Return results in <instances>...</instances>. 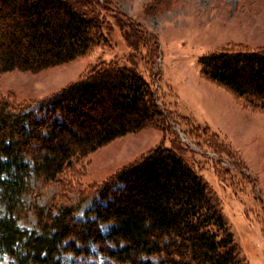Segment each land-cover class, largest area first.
I'll use <instances>...</instances> for the list:
<instances>
[{
    "label": "trees",
    "instance_id": "1",
    "mask_svg": "<svg viewBox=\"0 0 264 264\" xmlns=\"http://www.w3.org/2000/svg\"><path fill=\"white\" fill-rule=\"evenodd\" d=\"M108 6L99 0H0V75L46 70L107 43ZM129 26L155 55L152 34L135 22ZM199 65L203 78L245 107L264 111V47L212 50ZM157 99L139 71L117 62L92 66L34 107L0 93V202L7 210L0 215V254L14 264H64L62 253L95 255L96 246L106 264H246L207 183L161 144L103 183L78 190L76 201L33 203V230L17 224L27 211L21 196L32 192L31 176L48 184L67 174L65 184L77 187L76 174L95 149L165 118ZM90 197L85 218L78 219L74 213Z\"/></svg>",
    "mask_w": 264,
    "mask_h": 264
},
{
    "label": "rangeland",
    "instance_id": "2",
    "mask_svg": "<svg viewBox=\"0 0 264 264\" xmlns=\"http://www.w3.org/2000/svg\"><path fill=\"white\" fill-rule=\"evenodd\" d=\"M108 4V41L85 56L40 70L0 75V93L20 103L35 102L83 76L98 63L117 62L139 71L155 89L165 118L99 146L84 159L77 187L65 181L42 184L31 176L32 192L21 200L27 211L21 229L36 227L33 203L76 201L78 190L103 183L124 165L158 144L173 148L207 183L246 264H264V111L250 109L225 88L203 78L199 57L240 44L264 47V0H99ZM135 22L152 34L156 54L143 48L129 28ZM76 180V179H74ZM76 184V183H75ZM84 199L75 216L85 218ZM7 213L0 202V215ZM108 231V225H101ZM95 255L62 253L64 264H106ZM0 264H14L7 253Z\"/></svg>",
    "mask_w": 264,
    "mask_h": 264
}]
</instances>
